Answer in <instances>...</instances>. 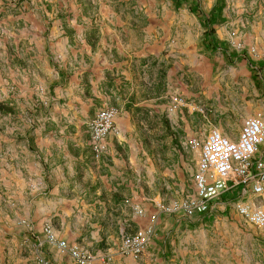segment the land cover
<instances>
[{"label": "rangeland", "instance_id": "obj_1", "mask_svg": "<svg viewBox=\"0 0 264 264\" xmlns=\"http://www.w3.org/2000/svg\"><path fill=\"white\" fill-rule=\"evenodd\" d=\"M188 1L207 15L217 0ZM33 3L46 5L48 13L43 14L49 26L50 15L58 18L61 12L70 21L75 14L70 9L84 6L93 21L85 22L82 33L87 38L86 85L77 86L74 78L71 90L67 89L69 69L82 61L71 59L65 49L50 59H39L33 44L21 45L23 51L13 59L0 53V162H6L4 171L0 167V245L19 247L22 261L33 264V227L37 226L33 177L26 186L14 181L17 171L10 167L11 154L33 150V133L42 132L44 119L55 134H80L85 133L94 110L112 108L115 130L105 137V150L98 158L103 180L119 185L101 183V195L111 202L134 198L138 205L133 215L141 217L129 233L118 235L116 251L124 235L152 226L148 244L134 258L148 251L142 264H264V227L245 222L235 208L237 202L264 205V195L241 196L235 190L214 199L208 211L189 217L161 208L195 193L199 150L190 147L192 140L203 142L211 129L234 140L245 118L255 113L264 117V59L248 53L251 46H264V0H225L224 21L212 28L227 44L228 60L221 50L209 51L200 44L204 28L185 0ZM58 3L61 10L51 12ZM26 22L29 28L31 20ZM109 46L108 53L104 49ZM101 58L109 63L108 70L96 67L101 66ZM174 97L181 98L182 104L174 105ZM75 108L77 116L72 113ZM125 179H131V184L127 186ZM135 207L142 215L134 214ZM38 233L46 243L42 231ZM83 250L96 257L93 264H102L101 258L110 263L109 253ZM38 255L51 263L39 250L35 261Z\"/></svg>", "mask_w": 264, "mask_h": 264}, {"label": "crops", "instance_id": "obj_2", "mask_svg": "<svg viewBox=\"0 0 264 264\" xmlns=\"http://www.w3.org/2000/svg\"><path fill=\"white\" fill-rule=\"evenodd\" d=\"M33 1L0 0V53H3L6 59H13L19 56V51H23L21 45L33 44L39 59H50L52 54L60 55L65 49L67 53L71 52V59L82 61L73 71L69 69L70 77L65 81L68 84L67 89L73 86L74 78L77 80V86L86 85L83 77L87 73L84 61L88 54L87 38L82 33L85 22L89 21V24H92L93 21L86 16L84 6L78 4L70 9L72 12L75 11L70 21L64 18L66 16L61 12L58 18L50 15L53 21L49 26V21L43 14L44 11L48 13L46 5H39ZM61 6L58 3L52 6L50 11L55 10L57 13ZM25 8L27 13L23 15ZM28 20H31L29 28L26 22ZM28 48L30 46L25 47V51ZM104 50L109 53L111 47ZM95 55L98 56L97 53ZM99 61H102L101 66L96 65L97 68H101L102 71L109 69V63L103 62V59ZM52 91L59 99V90L54 88ZM97 111L94 110L90 118ZM77 112L75 108L72 113L77 116ZM46 120H43L40 127L42 132L33 133V150L25 148L15 150L9 162L10 167L17 171L14 179L17 184L26 186L28 184L26 180L33 177V222L37 223L36 229L33 227V264H36L35 252L38 250L46 255L51 264H75L69 256L59 253L54 247L40 240L38 232L42 231L39 226L43 222L50 224L53 232L69 243H75L82 249L96 252L98 255L109 253V264H142L141 261L147 260L150 255L148 251L144 252L140 259L116 251L118 235L129 233L134 226L136 227L135 223L139 224L138 220L141 217L133 215V207L138 203L134 198L124 199L125 201L117 198L111 202L109 197L103 198L101 195L99 187L101 183L105 186L119 183L104 181L100 175L101 165L99 158L94 157L92 153L88 124L86 123L85 133L61 131L55 134L49 131ZM237 137L238 135L233 139L236 140ZM259 148L261 149V146ZM259 155L264 156L263 149ZM5 163L4 159L0 162L2 171ZM196 167L197 160L195 171ZM25 171L29 173L28 176L23 173ZM126 182L127 186L130 185L131 179ZM107 236L110 239L106 243ZM154 248L155 246L152 247ZM20 255L19 247H14L13 244L0 245V264H27V261H22ZM94 264L99 262L96 261Z\"/></svg>", "mask_w": 264, "mask_h": 264}, {"label": "built area", "instance_id": "obj_3", "mask_svg": "<svg viewBox=\"0 0 264 264\" xmlns=\"http://www.w3.org/2000/svg\"><path fill=\"white\" fill-rule=\"evenodd\" d=\"M248 53L264 59V46H251ZM174 105L182 104L179 97L172 99ZM115 110L99 109L89 122L90 144L93 156L98 158L105 150V137L115 130ZM264 144V117L255 113L244 119L236 140H231L218 129H211L203 142H190V147L198 149L197 167L194 174L195 193L181 202L161 207L168 213H181L186 217L200 214L211 209V202L219 196L237 191L241 196L252 194L255 197L264 195V156L260 146ZM236 211L247 223L264 227V205L237 202ZM135 215H142L139 207ZM45 241L59 253L67 255L75 264H93L96 257L81 249L76 244L58 238L49 224L42 226ZM152 226L143 228L131 235H124L120 241L119 253L138 258L152 236ZM108 258H101L102 264ZM37 264H51L42 255H38Z\"/></svg>", "mask_w": 264, "mask_h": 264}, {"label": "trees", "instance_id": "obj_4", "mask_svg": "<svg viewBox=\"0 0 264 264\" xmlns=\"http://www.w3.org/2000/svg\"><path fill=\"white\" fill-rule=\"evenodd\" d=\"M185 1L188 3L189 10L198 16L201 25L204 28L200 44L209 51L221 50L228 60L229 55L226 53L227 44L224 41L218 39V37L215 35L214 29L212 28L213 24L224 21L222 17V10L225 6V0H217L207 15H204L200 9L192 3L193 1ZM260 66H262L261 63ZM252 77L256 78V74L252 73Z\"/></svg>", "mask_w": 264, "mask_h": 264}]
</instances>
